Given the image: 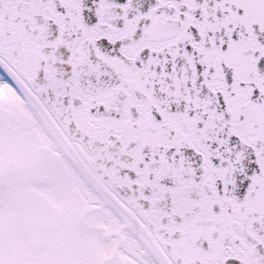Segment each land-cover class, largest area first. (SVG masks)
<instances>
[{"label":"snow or ice","instance_id":"1","mask_svg":"<svg viewBox=\"0 0 264 264\" xmlns=\"http://www.w3.org/2000/svg\"><path fill=\"white\" fill-rule=\"evenodd\" d=\"M0 264H264V0H0Z\"/></svg>","mask_w":264,"mask_h":264}]
</instances>
